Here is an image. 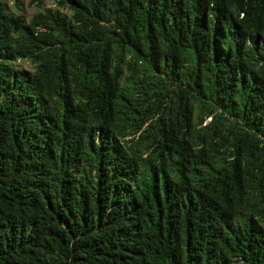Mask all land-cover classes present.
Returning <instances> with one entry per match:
<instances>
[{"label": "trees", "instance_id": "16d2710c", "mask_svg": "<svg viewBox=\"0 0 264 264\" xmlns=\"http://www.w3.org/2000/svg\"><path fill=\"white\" fill-rule=\"evenodd\" d=\"M31 1H0V264H264V0Z\"/></svg>", "mask_w": 264, "mask_h": 264}, {"label": "rangeland", "instance_id": "374dc122", "mask_svg": "<svg viewBox=\"0 0 264 264\" xmlns=\"http://www.w3.org/2000/svg\"><path fill=\"white\" fill-rule=\"evenodd\" d=\"M1 2L5 3L10 9L16 8L18 12L23 14L26 18H30L37 10L36 3L32 2L31 0H19L17 6H15V0H0ZM45 4L47 6H55V3L52 0H46ZM208 121L210 118L207 119Z\"/></svg>", "mask_w": 264, "mask_h": 264}]
</instances>
